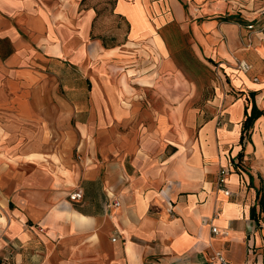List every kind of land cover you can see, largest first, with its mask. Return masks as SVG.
I'll return each mask as SVG.
<instances>
[{
  "label": "crops",
  "instance_id": "0c3cea01",
  "mask_svg": "<svg viewBox=\"0 0 264 264\" xmlns=\"http://www.w3.org/2000/svg\"><path fill=\"white\" fill-rule=\"evenodd\" d=\"M166 1L229 81L218 116L177 118L174 132L136 58L141 40L153 59L169 49L150 22L132 37L122 8L134 2L117 0L130 32L114 42L96 33L95 0H0V264H216L219 252L264 264V116L241 144L246 111L264 112V27L247 28L264 0Z\"/></svg>",
  "mask_w": 264,
  "mask_h": 264
},
{
  "label": "rangeland",
  "instance_id": "374dc122",
  "mask_svg": "<svg viewBox=\"0 0 264 264\" xmlns=\"http://www.w3.org/2000/svg\"><path fill=\"white\" fill-rule=\"evenodd\" d=\"M130 1L134 2V5L129 8H122V11L128 15L132 22V37L138 38L142 31L149 30L151 28L150 22L153 28L150 31L159 33V36L164 39L169 49L170 57L168 59H164L161 56L154 58L157 59L154 60L151 55L148 56V50L145 47L146 41L141 40L138 43L140 51L142 50L141 55H137L136 58L142 60L146 68L138 74V78L140 77L139 79H141L142 75L149 84L156 87L159 94H155L154 97H158L161 103L171 102V130L175 129L172 121H177V118L186 125L190 116L195 115L201 121H205L212 116H218L220 109H216L211 103L218 92L223 93V95L227 92L226 86L229 84L222 67L218 63H209L201 56L198 47L193 41L192 33L181 30L178 22H171V7L167 5L166 0H143V3L147 6L146 9H148L147 15L140 5L141 0ZM95 3L98 9L103 10L107 6L104 0H95ZM248 3L251 4L253 2L250 0ZM190 8L191 5L188 4L186 9L188 14L190 12L188 9ZM109 11L107 10L101 16L102 19L97 23L96 33L98 35H106V37L112 39L110 41H122L126 35L127 26L124 22L118 21L113 15L109 14ZM260 17L259 20L251 23L258 30H262L264 27V14ZM155 38L158 42L155 41V45L158 46L159 44L161 48L160 40L157 37ZM125 54L127 55L128 53ZM116 66L115 70L120 67L119 73H122L120 75L122 76L128 65L122 63L121 66ZM100 70L101 68L97 72L99 73ZM74 71L70 67L63 70L64 73ZM102 76L104 77V71L101 73ZM120 76L113 77L116 84L120 83ZM63 84L67 85L70 83L68 79H65ZM128 84L134 85L136 80L133 79ZM145 96L151 97L152 95L146 94Z\"/></svg>",
  "mask_w": 264,
  "mask_h": 264
},
{
  "label": "trees",
  "instance_id": "16d2710c",
  "mask_svg": "<svg viewBox=\"0 0 264 264\" xmlns=\"http://www.w3.org/2000/svg\"><path fill=\"white\" fill-rule=\"evenodd\" d=\"M87 0H83V2H86ZM104 2L107 4V6H105V9H98L97 5H95V8H97V16L95 19V22L100 19V17L105 14V12L107 10L109 11V14H113V12L115 11V7L117 4V0H104ZM101 10V11H100ZM114 15V14H113ZM118 21H122L126 24L127 26V32L126 35L124 37V41H126L129 32H130V24L129 22L122 17L121 15L116 16ZM233 21L232 18H228L226 21ZM238 23H241L242 21H235ZM101 40L103 41V45L105 48H112L116 46V43H110L109 40H107L103 35L100 36ZM115 42V41H114ZM262 116H264V112L259 110L255 104L252 105L251 111L250 113H248V111H246V119L243 122V129H242V136H241V144H243L245 137L249 135V131L253 128V125L255 124V122L261 118Z\"/></svg>",
  "mask_w": 264,
  "mask_h": 264
},
{
  "label": "built area",
  "instance_id": "2783aa9c",
  "mask_svg": "<svg viewBox=\"0 0 264 264\" xmlns=\"http://www.w3.org/2000/svg\"><path fill=\"white\" fill-rule=\"evenodd\" d=\"M248 30H254V25L250 24L248 25ZM239 69L247 72L250 67L249 65H247L246 63H240L239 65ZM231 173V170L227 167H222L219 172H218V175H217V186H218V190L220 192H222L225 196L229 197L230 196V192L228 191L227 189V185H228V178H229V175ZM70 200L71 201H80L83 199V193L82 192H73L71 195H70ZM107 207L109 209L111 208H119L120 207V203L118 201H114L112 203H108ZM213 233L215 235H218L220 233V231L217 229V228H213ZM215 261H216V264H235V263H231L229 262L222 253H216L215 255ZM3 264H6V263H3Z\"/></svg>",
  "mask_w": 264,
  "mask_h": 264
}]
</instances>
